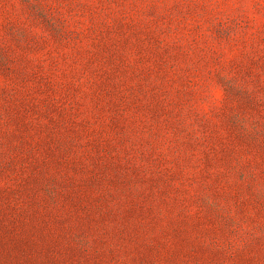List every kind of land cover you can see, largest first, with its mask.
I'll list each match as a JSON object with an SVG mask.
<instances>
[{"label": "rangeland", "instance_id": "374dc122", "mask_svg": "<svg viewBox=\"0 0 264 264\" xmlns=\"http://www.w3.org/2000/svg\"><path fill=\"white\" fill-rule=\"evenodd\" d=\"M0 264H264V0H0Z\"/></svg>", "mask_w": 264, "mask_h": 264}]
</instances>
